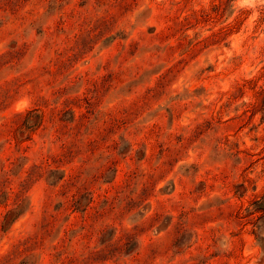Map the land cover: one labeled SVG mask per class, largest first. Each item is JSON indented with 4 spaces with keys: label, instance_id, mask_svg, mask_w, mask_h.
<instances>
[{
    "label": "rangeland",
    "instance_id": "374dc122",
    "mask_svg": "<svg viewBox=\"0 0 264 264\" xmlns=\"http://www.w3.org/2000/svg\"><path fill=\"white\" fill-rule=\"evenodd\" d=\"M0 264H264V0H0Z\"/></svg>",
    "mask_w": 264,
    "mask_h": 264
},
{
    "label": "trees",
    "instance_id": "16d2710c",
    "mask_svg": "<svg viewBox=\"0 0 264 264\" xmlns=\"http://www.w3.org/2000/svg\"><path fill=\"white\" fill-rule=\"evenodd\" d=\"M71 113H72L71 118L70 120H68L69 123H72L75 121V111L71 109ZM17 114L23 117L20 129L25 127L26 129L33 131V130H36L40 125H42L43 113L38 107H32L26 110V112L21 111V112H18ZM59 120L65 121V119L62 117H59ZM112 123L115 124L117 127H121L123 124H125V121L123 118H120L119 116L118 117L115 116L114 118H112ZM64 176L65 175L60 176L58 180L63 179ZM13 210L14 209L7 210L4 213V217H7L9 216V214L14 213ZM9 218L12 219V217H9Z\"/></svg>",
    "mask_w": 264,
    "mask_h": 264
}]
</instances>
